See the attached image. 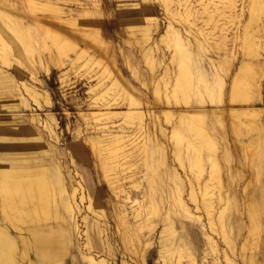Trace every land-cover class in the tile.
Here are the masks:
<instances>
[{"label": "rangeland", "instance_id": "obj_1", "mask_svg": "<svg viewBox=\"0 0 264 264\" xmlns=\"http://www.w3.org/2000/svg\"><path fill=\"white\" fill-rule=\"evenodd\" d=\"M39 1L43 6L46 2L57 4L65 16L97 24L101 46L106 53L102 54L97 46L98 50L79 35L65 30L54 18L53 10L31 11L27 0L21 1L19 9L9 1L0 2V24L8 35H4L0 27V38L4 41V50H0V125L16 130L0 135V155L8 158L11 152L10 156L15 160L27 157L48 165L59 161L67 182L68 175L72 174L76 181H81L84 191L99 203L95 212L89 210L91 214L86 219L88 233L94 240V246H86V249L97 252L107 264H191L188 256L178 259L177 252L171 254L170 251L177 245H184V241L190 247L195 264H264V120L261 112H257L252 124H247L240 114L233 121L227 111L223 112L222 123L211 113L206 115L203 125L215 142L220 173V179L208 180L211 163L207 160L206 143L201 144L204 167L201 175L196 167L190 166L184 145H181L182 165L175 155L179 148L171 139L170 130L177 119L182 120L183 113L179 109L185 104L179 99L180 102H176L168 93L171 84L163 83V79L171 83L173 74L158 81V95L154 91L157 78L163 74V63L173 49L171 43L169 47L160 42L158 34L172 20L190 48L211 56L220 68L219 78H213L211 65L203 61L209 87L202 100L192 93L190 104L206 108L227 104L236 73L237 79L243 76L241 84L247 83L245 77L248 76L238 71L241 59L264 57V11L249 27L256 51L247 53L241 44L250 0H233L232 4L229 0H170L168 10L162 0ZM144 16L157 17L159 24L153 30L155 38L149 42L155 48L153 72L143 54L146 43L137 42V38H142L137 28L143 23ZM36 17H40L42 27L45 25L43 30L36 24ZM56 33L63 41L66 37L69 46L62 44L63 49L57 48L56 40H52ZM75 44L77 48H74ZM195 53L193 51L191 57L196 73ZM245 64L246 67L253 66ZM119 74L123 83L130 86L136 97L139 96L141 104H129V95L119 89V84L112 87V79L118 78ZM258 76L256 73L252 88H258ZM21 83L38 89L36 100ZM244 88L239 89L238 94L248 93L246 100L237 97L231 101L230 95V102L235 106L246 104L256 91V88L248 91ZM101 94L102 98H98ZM254 99V105L264 109V100ZM107 105L120 111L129 107L143 111V126L140 127L136 117L132 122L121 116L105 119V115L98 120L102 116L96 117L95 110ZM251 107H244L245 112L250 113ZM30 113L36 116L34 122ZM44 121L51 132L43 127ZM102 123L109 126L103 129L105 132L123 135L124 143L128 144L126 147H130L126 163L115 173L106 170L100 162L98 152L105 144L98 140L102 138L99 137ZM184 132L187 141L195 142L194 135L185 128ZM172 171L176 173L177 183ZM207 180L210 181L207 190L212 198V206L208 208L201 202ZM111 181L116 183V188ZM152 182L153 186L149 188ZM192 189L196 201L192 200ZM179 197L187 204V210L178 202ZM141 201H146L148 206L153 202L156 211L147 207L144 214L135 217L131 210ZM123 208H127L131 223L138 224L133 225V230L137 229L141 241L123 239L120 218ZM221 212L222 223L218 217ZM168 220L173 223L174 232L166 240L170 247H161L162 229ZM96 223L102 229L104 244L96 234ZM25 225L20 223V226ZM12 231L17 234L16 228L12 227ZM208 237H211L215 251L210 250ZM65 259L66 264L79 261L74 249Z\"/></svg>", "mask_w": 264, "mask_h": 264}, {"label": "bare ground", "instance_id": "obj_2", "mask_svg": "<svg viewBox=\"0 0 264 264\" xmlns=\"http://www.w3.org/2000/svg\"><path fill=\"white\" fill-rule=\"evenodd\" d=\"M27 1H28V7L31 9V11L35 12L36 10H41V11L53 10L52 12L56 14V15L53 14L54 18L56 19L57 22L60 23V25H62V27L65 30L68 29L71 32H74L76 35H79L89 45H91L92 47L95 46V49L98 50L99 48L102 54L106 53L105 48L104 47L102 48L101 46L102 43L100 40H102V38L100 37V30L97 24L89 21L84 22L83 20L81 21L76 17L65 16V12L61 8H59L57 4L46 2L44 4L45 6H43L42 2H40L39 0H27ZM169 1L170 0H162L163 5L166 7L167 10L170 7ZM229 2H231L230 4H232L233 0H229ZM262 11H264V0H250L248 5V17L246 19L243 28L244 33L242 32L243 39L241 44L242 49L247 53L256 51V49H254L252 45L249 27L254 21H256V19L259 17V14ZM39 18L40 17H36V24L40 28H42L41 30H43L44 29L43 27L45 25L43 24L42 27L41 24L43 22L41 23ZM142 19H143L142 20L143 23L139 25V27L137 28V30L141 33L142 38L141 39L137 38V42L139 44L146 43V45L143 47V51H144L143 54L146 62L149 63L150 70L153 72L154 68L156 67L154 64L155 48L149 42L151 39L155 38L152 35L153 30L155 28L157 29L159 24L157 17L154 16H144L142 17ZM171 21L168 22V24H166L165 26V29L158 34L159 37L158 40L160 42H164L169 47L171 43L173 45V49H171V53H169L170 56L168 57V60L165 61V63H163L164 65L163 74H161V76L157 78L156 82H158L160 79H163L165 75L172 73L173 79L171 83L169 80L166 79H163V83L171 84V88L168 93H170V95L175 98L176 102H180L178 101L179 99L184 102L183 104H185L184 108L179 109V111L181 110V112L183 113L182 120L177 119L172 125V129L170 130L171 131L170 137L174 141L175 146L179 148L175 155L176 158L179 160V163L182 165L181 145H184L186 152L188 154L187 156L190 166L196 167L198 169V175H201L204 170L202 164V156H201V152H202L201 150L203 147L201 148L202 146L201 144L206 143L207 160H209L211 163V167L208 173V180L220 179L219 162L218 159L215 157L216 154L215 142L211 139L210 135L207 134V132L205 131V127L203 123L206 121V115H208V113L213 114V116H215L216 119L222 123L224 118L222 116L224 110L223 107H219V106L208 109V108L194 107L189 105L191 94L193 92L191 48L189 44L185 41V38L183 37L180 31V28L177 26V24ZM45 30L47 34L50 33L48 29ZM50 30L53 29L51 28ZM59 35L56 33V37L55 36L52 37L53 41L56 40L55 43L57 44V48H62L60 47L62 46V44L69 46L66 37L65 40L63 41V38H60ZM3 42H4L3 39L0 38V50L1 49L4 50ZM154 44H156V42ZM96 46L98 48H96ZM6 47L7 46H5V48ZM74 48H77V44L74 45ZM161 62L162 60L159 59L158 63L161 64ZM245 65L247 66V64H245L244 62L241 64V67L238 66L240 67L238 71H241L245 73L246 76H248V77L244 76L245 78H247V83L245 85H243L244 82L243 84H241V81L243 79L241 81L240 79L243 76L242 77L240 76L241 78L237 79V73H236L235 79L233 78L234 82L232 81L233 87L231 85L232 95L231 94L230 95L233 97L231 101L237 100V97L239 99L246 100V98L248 97L247 95L248 93H246V95L244 94L245 92L243 94H238V92H240L239 89H241L242 87H245L244 89L248 88L247 91L256 88V87L254 88L252 87L257 72L256 70H254L255 68H252L254 66L246 67ZM121 76L119 74L118 78L112 79V83H111L112 87L116 88V85L119 84V89L125 92L127 95H129V104L139 103L140 102L138 101L139 96L136 97V95L130 90L129 88L130 86L128 85L129 86L128 87L125 83H123V80H121L120 78ZM122 79L124 78L122 77ZM21 84L23 85V88L26 90V92H28V94L32 96V99L36 100V96L39 94L38 89L33 85H29L26 83H21ZM158 84L159 82L156 83V86L154 88L155 89L154 91L157 95L159 94L160 91V87H159L160 84L159 86ZM200 88L202 87L200 86ZM91 90L93 91L94 89ZM168 93L166 94L167 96ZM99 96L102 98V94L98 95V98ZM229 110H230V114L229 113L228 114L229 116H231V119L234 120L236 114V113L234 114V111H236V108H234V106H231ZM249 111L250 113H248V111L246 112L244 111L243 115L247 119L253 120L257 112H259V109L258 107L253 106L250 108ZM166 112L170 113V115L172 114L171 110H167ZM94 114L96 115V117L102 116L100 118L98 117L97 118L98 120H102L104 118L103 116L105 115V119L121 116L123 120L127 122L129 121L132 122L136 117L138 120H140L139 122L140 127L143 126V125L141 126L142 123L141 121L143 119L142 118L143 111L137 108L129 107L125 110L120 111L119 109L109 107V105L102 108H100L99 106V108L95 110ZM35 117H36L35 114H31L30 119L33 121ZM42 125L45 129L46 128L49 129L50 127L48 126L46 121H44ZM107 127L109 126H107L104 123L101 124L100 129H102V133L99 134V137L102 138L99 139L97 138V139L100 142L104 141L105 144L102 145V149H100L98 153L100 154V162L102 166L108 171L113 170L115 173L117 172L119 167H122L126 163L127 160L126 157H128V155L130 154V147H126L128 144L124 143L123 135H117V134L111 135L110 132L108 133L105 132V130L103 129H108ZM27 128L28 130L31 131V129L28 126ZM184 128L188 130V132H190L192 136L194 135L195 138L193 139H195V142L186 140ZM11 130H13V128L0 125L1 136L5 135L6 132L9 133L12 132ZM49 130L51 132L52 129ZM14 131L16 130L14 129L13 132ZM41 136L42 134H40V137ZM122 152H124V154H122ZM10 155L11 152L9 153L8 158L0 155V264H66V259H65L66 255L68 254V252L72 251L73 249L77 252L79 261L78 262L73 261L72 264H107L106 261L103 259V257L99 256L97 252H93L89 249L88 250L86 249V246H94V240L90 237L88 233L86 219L89 213L91 214V212H95L94 208L98 207L99 203L96 202L87 191H84L83 188H85V186L82 185L81 181L79 180L76 181V179H74L73 174L69 176L66 173L68 175V182H69L68 184L64 174L60 169L61 164H59V161L53 163V165L51 164L48 165L49 163L47 164L44 162H37L38 160L32 161V159L27 157L24 158L19 157L18 159L15 160ZM208 180L206 181V183L204 181L205 184L203 191L201 193L202 194L201 202L207 208L212 206V198L209 197V190H207V186L210 182V181L208 182ZM112 182L113 181H111V183ZM113 183H114L113 187L116 188V183L115 182ZM148 186L149 188H151L153 186V182L150 183ZM119 187L120 186L118 185V188ZM191 192H192L191 193L192 200L196 201V195L193 189L191 190ZM179 199L180 200L178 202L183 204V206L187 210V204L184 201H182L180 197ZM147 207L154 209V212L156 211L157 208L153 202H151V205L148 206L146 201H141V203H138V206L134 208L133 211L131 210V212L133 213V215L135 214L134 215L135 217H137L141 215L145 211V209H147ZM255 207L257 208V206ZM89 210H91V212H89ZM120 215L123 225V232H122L123 239L132 240V241L133 239H136L137 241L138 240L141 241V237L140 234L137 232V229L135 228V230H133V225L135 227L137 223L132 224L131 221L128 219L127 208H123L121 210ZM222 215H223L222 212L218 215V217L221 220V223H222ZM20 223L23 224L26 223V225L20 226ZM83 223L85 224L86 229L84 226H82ZM172 224L173 223L170 220H168L162 229L164 234H162V238H161L162 239L161 247H170L169 243L167 244L166 240H169V238H171V236L173 235L174 231L172 229ZM12 227L17 229L16 231L17 234L13 233ZM101 233H102V229L96 223V234L98 235V239L100 240V242L104 244L105 239H102L103 237ZM207 239L210 250L215 251L216 248L215 245L213 244L211 237H208ZM170 251L171 254L177 252L178 259H181L185 255L188 256V259L192 261L191 264H195L194 256L192 255L191 251H189V248H187L185 245H177L176 247L171 248Z\"/></svg>", "mask_w": 264, "mask_h": 264}, {"label": "crops", "instance_id": "obj_3", "mask_svg": "<svg viewBox=\"0 0 264 264\" xmlns=\"http://www.w3.org/2000/svg\"><path fill=\"white\" fill-rule=\"evenodd\" d=\"M11 2L13 4V7L19 9V7L22 5L21 4V1L23 0H20V4H19V0H0V2ZM0 27H1V24H0ZM2 29V27H1ZM3 30V29H2ZM4 32V30H3ZM4 35H7V33L4 32ZM8 36V35H7ZM195 51V55H196V58L195 60H193L195 62V69H196V73L194 72V70L192 69V72H193V94L198 96L199 100H202V96H203V93L207 92L208 90V87L206 82H207V79L206 77H204L205 75V70H204V62L203 61H207L210 65H211V72L213 74V78H219L220 76V71H219V66L215 63V61H213V58L211 56H208L207 54H204L203 52H200V51H197L196 49H191V53ZM250 63L252 64L255 68H256V72L259 74L258 76V82L259 83V87L256 88L257 90L255 91L252 99L250 101H245L246 104L242 105V106H235L234 103H231L230 102V92H231V86L229 88V98H228V101H227V104L225 105H216V106H219V107H223L224 108V111H227L229 114H230V107L231 106H234L236 108V114H235V119L236 117L238 116V114L240 115H243L244 114V107H247V106H255L254 105V102H255V97L259 98L260 100H264V57L262 58H259L258 56L256 57H253V58H248V57H243L240 61V64L241 63ZM191 63H192V57H191ZM238 68V67H237ZM236 72V71H235ZM262 72V73H261ZM194 73L196 74V77L194 75ZM262 75V76H261ZM233 77V76H232ZM196 79V84L194 83V80ZM261 80V81H260ZM203 82V83H202ZM231 82V81H230ZM200 86L202 88H200ZM204 90V91H203ZM260 90V91H259ZM259 93V94H258ZM258 94V95H257ZM210 94L208 93V96ZM190 106H194V107H203V108H206L204 107L203 105L201 106H196V105H192L189 103ZM216 106H213V107H216ZM211 107V108H213ZM257 107V106H255ZM211 108H208V109H211ZM259 111H261V115H262V120H264V109H259ZM213 115V114H212ZM231 117V116H230ZM243 117L245 118V122H247V124H252L254 123L255 121V117L253 118V120H249L247 119L244 115ZM234 119V120H235ZM233 120V121H234ZM249 120V121H247ZM250 122V123H249ZM246 124V125H247ZM159 151L161 152V154L163 153V150L162 148L159 149ZM172 174L173 176L175 177L176 179V183H177V176H176V173L174 171H172ZM185 242V241H184ZM208 242V241H207ZM187 248H189L190 250V247L187 245V243H183Z\"/></svg>", "mask_w": 264, "mask_h": 264}]
</instances>
